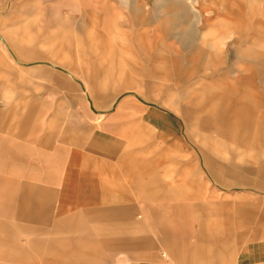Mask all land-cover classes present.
<instances>
[{"label": "rangeland", "instance_id": "1", "mask_svg": "<svg viewBox=\"0 0 264 264\" xmlns=\"http://www.w3.org/2000/svg\"><path fill=\"white\" fill-rule=\"evenodd\" d=\"M130 1L146 3L142 13L150 16L149 23L129 17L126 11ZM229 1L233 6L239 2ZM240 1L264 6V0ZM167 2L0 0V61L13 69L11 72L0 64V107L27 103L25 111L0 113V223L4 226L0 230V263L9 264L6 259L20 256L21 261L13 264H75L68 254L69 239L98 230L105 237L114 231L115 252L109 253L105 240L94 236L85 242L94 252L78 257L80 264H136L139 259L159 264H242L240 254L245 245L264 240V169L257 161L264 164L263 148L203 146L198 135L209 132L195 119L180 115L176 94L146 91L140 75L132 78L130 88L119 80L145 59L142 46L183 47L178 26L171 27L167 36L161 30L162 21L174 13ZM108 3L123 4L124 15H104L99 7ZM196 8L195 17L189 5L180 12L195 22L212 17L222 7L219 0H198ZM93 24L110 48L97 52L96 63L90 64L86 62L89 53L77 49L75 40L80 25L90 32ZM4 33L14 36L17 51L5 43ZM226 35H230L226 45L230 48V66L235 60L232 48L237 34L227 30ZM255 48L264 51V41H258ZM60 61L70 63L71 68L60 65ZM243 67L241 62L236 66ZM33 68L60 74L64 87H58L52 78L28 73ZM18 70L23 72L24 81L19 80ZM152 80L159 86L172 83L164 76ZM218 86V81L212 82L213 89ZM91 87L99 91L98 95H90ZM110 87L117 91L103 94ZM97 111L122 125L127 145L121 159H100L82 148V137L88 123L97 119L92 115ZM152 116H164L167 131L162 133ZM237 151L243 157L239 158ZM128 158H135L137 164H127ZM235 165L244 170L246 182H231L223 174L224 169ZM21 178L62 186L67 202H63L53 226L32 230L18 223L13 196ZM108 187L125 194L116 197V208L124 211L115 216L124 215L126 223L114 229L99 202L102 197H93L95 202L89 204L68 202L71 193L80 196L95 189L100 194ZM146 204L162 210L164 218L176 225L180 223L175 213L185 206L208 210L207 225L199 228L220 231L210 242L214 251L205 257L174 256L145 219ZM242 214L249 217L241 219ZM199 228L190 222L183 231L197 233ZM120 241L131 245L119 246ZM135 242L141 243V249H135Z\"/></svg>", "mask_w": 264, "mask_h": 264}, {"label": "crops", "instance_id": "2", "mask_svg": "<svg viewBox=\"0 0 264 264\" xmlns=\"http://www.w3.org/2000/svg\"><path fill=\"white\" fill-rule=\"evenodd\" d=\"M166 1H168L167 6L174 9V13L162 21L161 30L164 36H167L171 27L178 26L180 30L178 35L183 47L142 46V51L147 53L145 59L132 67L129 75L119 76V80H123L125 87L130 88L132 78L140 75L144 78L146 91L157 90L159 95L161 93L176 94L178 102H175V105L180 115L184 119H195L196 124L209 132V135L206 133L198 135L199 142L203 146L207 145L211 148L256 147L264 150V51L255 48L258 41H264V6L259 3L245 5L240 0L233 6V2L229 0H219L221 11L215 10L212 17H206L204 20L197 19L194 22L187 13L181 14L180 10L184 11L189 5L195 17L198 11L196 8L198 0ZM128 6L126 12L131 19L149 23L150 16L142 13L146 3L138 4L130 1ZM99 9L104 11V15H108L109 12L124 15L125 7L123 4L108 3L103 7L100 6ZM95 27L93 24L89 32L86 26L80 25L79 35L75 40L77 49L89 53L86 62L90 64L96 63L94 55L97 52H104L110 48L104 42L103 37L96 33ZM227 30L237 34L232 48L235 60L230 66L228 65L230 48L226 47L230 35H226ZM4 36L5 43L12 50L17 51L14 36L10 33H4ZM240 62L244 67L236 68ZM58 63L71 68L70 63L61 61ZM0 64L9 68L11 72L13 71L12 67L4 62L0 61ZM28 73L52 78L58 87H64L61 75L49 69L33 68L29 69ZM17 75L20 81H24L22 71L18 70ZM162 76L169 78L172 83L159 86L152 80ZM217 81L219 82L218 89H213L212 82ZM199 82H205V84L198 88L195 85ZM112 91H117V88H107L103 94ZM98 92L93 87L89 88L91 96L98 95ZM137 92L144 93L141 90ZM181 102H183L182 105ZM26 105L27 103H22L21 106L14 104L9 108L0 107V113L25 111ZM92 115L97 119L88 123L87 130L82 137V148L100 159H121L127 145V138L121 130L122 125L115 122L111 116H104L100 111L93 112ZM152 121L160 127L162 133L167 131L168 128L165 125L168 121L164 119V116H152ZM237 152L239 158L243 157V153ZM128 159L130 161L126 162L127 164H137L135 158ZM257 161L264 169L262 161L260 159ZM223 174L231 182L247 181L244 170L236 165L224 169ZM86 191L88 193L80 195L81 197L71 193L69 196L72 199H68V202L77 201L80 204H89L95 202L92 200L93 197H102L99 202L103 208L105 207V212L110 215L108 218L110 220L108 224L112 226L110 228L114 229L116 225L126 223L124 215L115 216L121 211L116 208V197H124L123 191L112 187L102 189L100 194L97 193L99 190L95 189ZM76 197L81 199L75 200ZM63 202L66 203L67 199L61 185L31 178L19 179L13 196V207L18 223L23 228L32 230L53 226ZM144 213L150 226L157 230L159 239L166 243L169 251L176 257L210 256L214 251L210 242L221 234L220 231L214 233L210 230H200L201 227L207 225L206 214H209V211L203 208L185 206L183 210L177 212L178 214L175 213L179 219L180 224L178 225L164 218L162 210L150 204L144 206ZM247 217L249 216L246 214L241 215V219H247ZM190 222L200 227V231L197 233L183 231V228L187 227ZM3 228L4 226L0 223V230ZM94 236L105 240L106 250L109 253L115 252L114 231L108 232L106 237L99 230L88 232L68 241L70 247L68 254L74 257L75 264L81 263L78 259L81 255L94 252L85 246V242H89ZM167 241H171L173 245L169 246ZM205 242L209 245H205ZM117 244L129 247L131 245L129 241L126 243L120 241ZM133 245L135 249H141L140 242H135ZM20 261L21 257L17 256L8 258L5 262L13 264ZM240 261L242 264H264V240L247 243L240 254ZM136 264H159V262L139 259Z\"/></svg>", "mask_w": 264, "mask_h": 264}, {"label": "built area", "instance_id": "3", "mask_svg": "<svg viewBox=\"0 0 264 264\" xmlns=\"http://www.w3.org/2000/svg\"><path fill=\"white\" fill-rule=\"evenodd\" d=\"M164 256V255H163Z\"/></svg>", "mask_w": 264, "mask_h": 264}]
</instances>
